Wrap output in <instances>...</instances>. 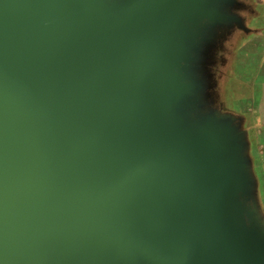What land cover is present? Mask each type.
Returning a JSON list of instances; mask_svg holds the SVG:
<instances>
[{"label":"water","instance_id":"obj_1","mask_svg":"<svg viewBox=\"0 0 264 264\" xmlns=\"http://www.w3.org/2000/svg\"><path fill=\"white\" fill-rule=\"evenodd\" d=\"M236 0H0V264H264L239 119L210 67Z\"/></svg>","mask_w":264,"mask_h":264},{"label":"rangeland","instance_id":"obj_2","mask_svg":"<svg viewBox=\"0 0 264 264\" xmlns=\"http://www.w3.org/2000/svg\"><path fill=\"white\" fill-rule=\"evenodd\" d=\"M236 2L237 8L230 11L240 18L242 29L233 27L223 34L210 67L216 85L211 93L218 112L236 115L240 131L247 130L245 136L251 140L254 126L264 120V0Z\"/></svg>","mask_w":264,"mask_h":264},{"label":"crops","instance_id":"obj_3","mask_svg":"<svg viewBox=\"0 0 264 264\" xmlns=\"http://www.w3.org/2000/svg\"><path fill=\"white\" fill-rule=\"evenodd\" d=\"M213 74L214 73L212 72V75ZM213 85V87H215L216 89V85ZM240 100L245 103L244 98ZM226 113L229 114L230 112ZM233 116L236 117V115ZM253 129H255V135H253L251 140H249L245 136L247 144V157L251 165V175L254 182V198L256 208L259 218L264 225V120L261 119ZM245 134H247V130L245 131Z\"/></svg>","mask_w":264,"mask_h":264}]
</instances>
